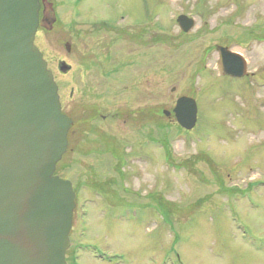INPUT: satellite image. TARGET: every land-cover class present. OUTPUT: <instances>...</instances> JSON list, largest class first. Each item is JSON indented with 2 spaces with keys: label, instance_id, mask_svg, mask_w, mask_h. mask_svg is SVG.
I'll list each match as a JSON object with an SVG mask.
<instances>
[{
  "label": "rangeland",
  "instance_id": "rangeland-1",
  "mask_svg": "<svg viewBox=\"0 0 264 264\" xmlns=\"http://www.w3.org/2000/svg\"><path fill=\"white\" fill-rule=\"evenodd\" d=\"M49 2L34 44L78 124L55 170L75 193L65 263L264 264V0ZM217 47L245 77L219 74Z\"/></svg>",
  "mask_w": 264,
  "mask_h": 264
},
{
  "label": "water",
  "instance_id": "water-1",
  "mask_svg": "<svg viewBox=\"0 0 264 264\" xmlns=\"http://www.w3.org/2000/svg\"><path fill=\"white\" fill-rule=\"evenodd\" d=\"M38 10L37 0H0V264H66L70 246L75 195L54 174L72 121L61 113L57 86L34 45ZM176 23L182 33L194 26L182 15ZM216 51L221 76H245L241 56ZM171 114L182 130L195 127L193 99L179 97Z\"/></svg>",
  "mask_w": 264,
  "mask_h": 264
},
{
  "label": "flooded vegetation",
  "instance_id": "flooded-vegetation-1",
  "mask_svg": "<svg viewBox=\"0 0 264 264\" xmlns=\"http://www.w3.org/2000/svg\"><path fill=\"white\" fill-rule=\"evenodd\" d=\"M37 1L39 4L38 30H37V32L39 31V29L51 31L53 29L54 25L56 24V16H55L54 10L52 8L53 5L49 2V0H37ZM70 49H71L70 46L68 44H66L65 50L67 51V53H69ZM60 63L66 64V62L64 60L58 61V66ZM58 66H57V69H58ZM68 71H70V69ZM68 71L66 73H61V74L65 75L68 73ZM53 79H54V77H53ZM76 126H78V124H76ZM76 126H75L74 122L72 121V124H71V126L68 130V134H67V143L69 142L70 138H73L75 135H78V130H74ZM67 150H68V145H67ZM69 151H71V150H69Z\"/></svg>",
  "mask_w": 264,
  "mask_h": 264
},
{
  "label": "trees",
  "instance_id": "trees-1",
  "mask_svg": "<svg viewBox=\"0 0 264 264\" xmlns=\"http://www.w3.org/2000/svg\"><path fill=\"white\" fill-rule=\"evenodd\" d=\"M72 139H74V137H73ZM162 147L164 148L165 153H166V156H167V158H168V160H169V157H168V155H169V151L167 150L166 146H162Z\"/></svg>",
  "mask_w": 264,
  "mask_h": 264
},
{
  "label": "bare ground",
  "instance_id": "bare-ground-1",
  "mask_svg": "<svg viewBox=\"0 0 264 264\" xmlns=\"http://www.w3.org/2000/svg\"><path fill=\"white\" fill-rule=\"evenodd\" d=\"M87 1V0H86ZM35 35H37V32H36V34ZM66 73V72H65Z\"/></svg>",
  "mask_w": 264,
  "mask_h": 264
}]
</instances>
